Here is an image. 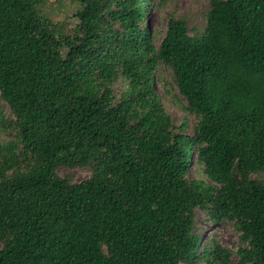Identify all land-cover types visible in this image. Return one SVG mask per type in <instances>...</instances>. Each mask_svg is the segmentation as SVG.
<instances>
[{
    "label": "trees",
    "instance_id": "16d2710c",
    "mask_svg": "<svg viewBox=\"0 0 264 264\" xmlns=\"http://www.w3.org/2000/svg\"><path fill=\"white\" fill-rule=\"evenodd\" d=\"M174 1L0 0V264H264V0Z\"/></svg>",
    "mask_w": 264,
    "mask_h": 264
},
{
    "label": "rangeland",
    "instance_id": "374dc122",
    "mask_svg": "<svg viewBox=\"0 0 264 264\" xmlns=\"http://www.w3.org/2000/svg\"><path fill=\"white\" fill-rule=\"evenodd\" d=\"M208 0H175L174 2L168 4L166 7L156 9H151L147 13V22L149 23V29L151 31H158L160 33L164 32L166 29V15L171 10L175 11L178 14H188L190 17L194 18L193 21L196 26H200L201 20V12L206 8ZM73 12L72 7L65 9L64 12H60V15L56 17V19H64L70 16ZM164 77L167 79L168 74L163 73ZM123 87L122 82H118L115 86L116 90H121ZM156 90L160 95L163 96V102L167 105V112L170 114L173 122L177 125H180L183 121V118H187L186 114L182 110V106L184 104H172L169 96L163 95V90L157 83L155 84ZM171 94H174L171 91ZM176 102V101H175ZM7 109L4 111L6 114ZM188 119V118H187ZM189 121V120H188ZM0 137L5 138L6 135H1ZM66 170H61L60 173L64 174ZM75 178L77 181H81L85 179L88 175L81 171H74ZM197 226L202 228L203 230L199 233L201 237L200 247H203V244L210 239V237L214 236L215 239L224 247L230 248L233 252L236 251L238 246L240 245V241L238 239V235L233 230L231 224L227 225H213L206 223L203 221V217L198 213L197 217ZM206 264V263H200ZM232 264H236V258L233 257Z\"/></svg>",
    "mask_w": 264,
    "mask_h": 264
}]
</instances>
